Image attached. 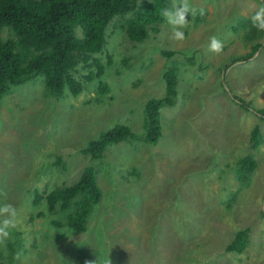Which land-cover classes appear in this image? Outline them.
<instances>
[{
    "label": "rangeland",
    "instance_id": "rangeland-1",
    "mask_svg": "<svg viewBox=\"0 0 264 264\" xmlns=\"http://www.w3.org/2000/svg\"><path fill=\"white\" fill-rule=\"evenodd\" d=\"M189 2L215 20L195 26L189 12L188 27L182 29L185 39L179 41L183 46H177L171 31L166 32L168 26L162 25L160 31L171 47L161 46L158 39L129 46L116 38L114 62L106 77L112 105L81 106L80 100L94 95L90 89L70 95L74 105L67 109L62 98L56 100L48 91L43 76L12 87L1 97L0 204L11 203L17 210V227L0 244V253L6 256L3 264H109L112 258L113 264H191L195 259L200 264H264V137L254 150L258 165L246 185L241 186L234 173L237 159L247 152L251 128L258 124L264 135V122L233 99L236 95L253 100L250 109L256 104L264 109V43L253 58L232 65L224 80L219 69L250 50L240 34L228 30L241 13L256 12L259 1ZM212 36L223 43L222 54L209 50ZM161 48L180 50L183 63L180 68L178 63V101L161 109L162 136L154 146L135 141L107 146L108 159L118 156L120 164L113 171L106 163L99 167L96 181L102 199L86 231L71 235L55 224L65 221L62 213L48 212L45 200L34 205V191L45 194L76 181L87 160L79 153L68 154L117 123L126 122L142 134L144 103L164 94L163 64L165 68L172 63L157 55ZM197 49L203 58H195ZM145 60H152L153 66L139 71ZM200 63L210 65L199 67ZM89 68L79 66L76 76H84ZM114 69L120 73L111 79ZM140 76L144 77L138 80ZM56 154L62 155V166L54 164ZM133 165L137 171L127 174ZM125 195L131 201L127 207ZM243 228L249 229L246 249L240 254L227 252L225 246Z\"/></svg>",
    "mask_w": 264,
    "mask_h": 264
},
{
    "label": "trees",
    "instance_id": "trees-1",
    "mask_svg": "<svg viewBox=\"0 0 264 264\" xmlns=\"http://www.w3.org/2000/svg\"><path fill=\"white\" fill-rule=\"evenodd\" d=\"M171 5L172 0H0V30L7 31L5 36L0 34V99L10 93L12 87L37 76H43L48 91L56 100L60 101L62 98V101L67 103L65 104L67 109L74 105V102L68 100L70 95L76 97L83 90L89 93L90 89H93L94 95L80 100L81 106L87 104L104 106L107 102L112 105L113 98L109 94L112 92V86L106 77L109 67L114 62L113 53L116 48L114 41L119 38L120 43L124 40L130 46L129 43L136 45L146 39L147 43L154 44L158 39L163 42L161 46L171 47L162 28L160 31L161 25L168 26L166 32L171 31L161 14ZM199 10L195 7L193 20L195 26L204 22H214L215 18L210 20L211 15L204 11L202 16ZM254 13L247 11L241 13V17L229 27L228 31L232 35H241L240 38L250 50L245 54L235 55L219 68L221 80L226 78L227 70L235 62L253 58L264 43V31H258L252 26L251 16ZM177 46L183 45L178 41ZM158 54L171 59L172 63L165 68L163 64L164 94L149 98L144 103L145 122L142 134H137L138 132L132 130L126 122L117 123L113 128L102 132L98 139H89L82 147L78 145L76 151L68 154L75 156L79 153L87 160L76 181L62 183L45 194L38 190L34 191V205L45 200L44 208L46 206L48 212L62 213L65 221L55 224L69 231L71 235L86 231L88 219L102 199L103 194L96 181L99 167L106 163L113 171L115 164H120L118 156L108 159L107 146L126 141L154 146L162 136L161 109L173 107L178 101L176 98L178 63L179 68L183 63L180 61V50L161 48L157 49ZM203 55L201 49L195 50V58L196 56L203 58ZM122 61L127 62V56H123ZM209 65L200 63L199 67L207 68ZM79 66H90L88 73L77 77ZM152 66V60L148 62L145 60L139 71ZM114 73L119 74L120 70L114 69L108 76L113 79ZM143 77L137 78L141 80ZM222 84L225 85L224 82ZM233 99L244 110H252L259 114L264 122L262 106L255 103L256 105L250 109L249 102H254L253 100L246 101L236 95H233ZM263 137L260 126L254 125L249 134V150L247 149L235 163V178L241 186L246 185V181L250 180L258 165L254 150L262 144ZM81 142L80 138V144ZM54 164L63 165L61 154L55 155ZM130 168L126 169L127 174L137 171V166L133 165ZM137 174L139 175V171ZM114 178L120 187L115 175ZM120 178L124 179V176ZM237 193V191L232 193L227 203L228 207ZM113 197L116 198L117 195H112ZM125 197L127 207L131 201L130 197L127 195ZM38 215H42V212ZM10 231L12 232V229ZM53 237L57 238V235ZM248 243L249 229H239L225 246V250L240 254ZM0 257L3 258L0 259V264H3L6 256L0 253ZM112 261L109 264H113ZM191 264L200 263L195 259Z\"/></svg>",
    "mask_w": 264,
    "mask_h": 264
},
{
    "label": "clouds",
    "instance_id": "clouds-1",
    "mask_svg": "<svg viewBox=\"0 0 264 264\" xmlns=\"http://www.w3.org/2000/svg\"><path fill=\"white\" fill-rule=\"evenodd\" d=\"M258 1L260 2L259 3L260 8L251 16V23L252 26L256 28L258 31H264V6H261L264 5V0H258ZM199 11H200V15L203 16L204 9L201 8ZM189 12L192 15L195 13V9L190 4L189 0H172L171 7L165 8L162 11L161 14L166 19L168 25L171 28L172 35L170 38L177 41H183L185 39V34L182 31V29L188 27L189 20L186 19V15ZM209 39H210V43L208 45L209 50L217 55L222 54L224 50L223 43L219 39H217L216 36H212ZM16 218H17V210L14 205L8 202L0 204V244H4L5 241L10 237L9 230L15 229L17 227ZM19 258H20V254L17 253L16 259Z\"/></svg>",
    "mask_w": 264,
    "mask_h": 264
}]
</instances>
